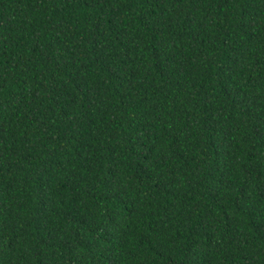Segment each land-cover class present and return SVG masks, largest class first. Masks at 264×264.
Instances as JSON below:
<instances>
[{"label":"trees","instance_id":"16d2710c","mask_svg":"<svg viewBox=\"0 0 264 264\" xmlns=\"http://www.w3.org/2000/svg\"><path fill=\"white\" fill-rule=\"evenodd\" d=\"M0 264H264V0H0Z\"/></svg>","mask_w":264,"mask_h":264}]
</instances>
